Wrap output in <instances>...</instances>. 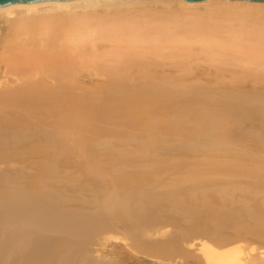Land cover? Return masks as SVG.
I'll use <instances>...</instances> for the list:
<instances>
[{
    "label": "bare ground",
    "instance_id": "obj_1",
    "mask_svg": "<svg viewBox=\"0 0 264 264\" xmlns=\"http://www.w3.org/2000/svg\"><path fill=\"white\" fill-rule=\"evenodd\" d=\"M1 168L0 264H264V3L0 8Z\"/></svg>",
    "mask_w": 264,
    "mask_h": 264
},
{
    "label": "rangeland",
    "instance_id": "obj_2",
    "mask_svg": "<svg viewBox=\"0 0 264 264\" xmlns=\"http://www.w3.org/2000/svg\"><path fill=\"white\" fill-rule=\"evenodd\" d=\"M241 90L251 91L252 89H251V86H247L246 85V86H243ZM188 161H189V163L191 165H194L196 163L191 158ZM1 171H3L2 168L0 169V172ZM238 197L241 198V199H245L247 201H250V202H252L254 204H258V205L261 204V201H260V198L261 197H260V195H257L256 196V195H253V194H251L249 192H245L244 194H239ZM167 229L168 230H166V231H167L168 235H170V234H175L176 235L180 231V229H178L177 227H175L172 224L168 225V228ZM168 235L167 234L164 235V236L157 235V237L154 236V238L161 239V238L167 237ZM246 240H248V241H243V243L239 242V245H243L242 247L246 251L248 250V247L251 246V245H253L254 247H259V246L264 245V244L261 243L260 240L254 238V237H249ZM236 243L237 242H235L234 244H236ZM245 247H246V249H245ZM91 248L94 251L95 256L100 255L99 252H96V250H98L99 247L92 246ZM103 250H105V252H106L102 256V258L104 259L103 261L115 260V261L119 262L120 264H174V263H163V262H161V261H164V260L166 261V259H167V258L166 259H161L163 257L158 258V259H160V261H159L157 259L158 256H155L153 258L152 257L147 258V257H145L143 255H133V254H131L129 252V250L126 249L123 241H121V240L110 239L109 240V243L105 246V248ZM245 252H244V254H245ZM244 258L245 257L242 254L241 255V258H240V261L244 260ZM107 259H109V260H107ZM171 259L173 260L174 259V256L168 257L167 260L168 261H172ZM238 262L239 261H237V264H239ZM188 264H194V263L193 262L192 263L189 262Z\"/></svg>",
    "mask_w": 264,
    "mask_h": 264
},
{
    "label": "water",
    "instance_id": "obj_3",
    "mask_svg": "<svg viewBox=\"0 0 264 264\" xmlns=\"http://www.w3.org/2000/svg\"><path fill=\"white\" fill-rule=\"evenodd\" d=\"M45 1H62L68 2L70 0H0V8L7 7L16 4H33ZM190 4H205L208 0H180ZM225 1H237V2H250V3H264V0H225Z\"/></svg>",
    "mask_w": 264,
    "mask_h": 264
}]
</instances>
